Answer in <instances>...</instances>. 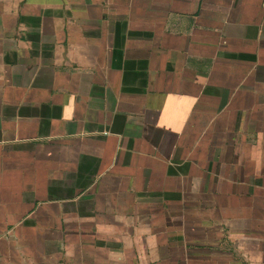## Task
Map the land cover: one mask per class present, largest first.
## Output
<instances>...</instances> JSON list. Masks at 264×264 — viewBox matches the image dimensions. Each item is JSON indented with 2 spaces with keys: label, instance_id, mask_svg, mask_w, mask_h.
<instances>
[{
  "label": "crops",
  "instance_id": "1",
  "mask_svg": "<svg viewBox=\"0 0 264 264\" xmlns=\"http://www.w3.org/2000/svg\"><path fill=\"white\" fill-rule=\"evenodd\" d=\"M0 264H264V0H0Z\"/></svg>",
  "mask_w": 264,
  "mask_h": 264
}]
</instances>
